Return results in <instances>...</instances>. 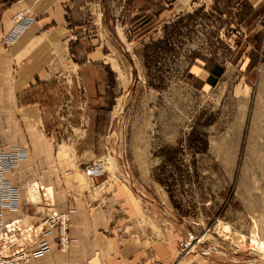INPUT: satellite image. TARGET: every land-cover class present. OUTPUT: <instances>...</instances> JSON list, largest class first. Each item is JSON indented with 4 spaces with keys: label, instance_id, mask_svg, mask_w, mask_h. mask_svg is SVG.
Masks as SVG:
<instances>
[{
    "label": "rangeland",
    "instance_id": "rangeland-1",
    "mask_svg": "<svg viewBox=\"0 0 264 264\" xmlns=\"http://www.w3.org/2000/svg\"><path fill=\"white\" fill-rule=\"evenodd\" d=\"M122 1L107 4L119 8L123 40L111 38L120 84L108 106L107 169L121 155L135 196L153 198L170 219L157 206L146 211L192 241L173 264L205 249L221 250L222 264H264V248L250 247L264 242V2L154 0L156 11L143 14L140 0Z\"/></svg>",
    "mask_w": 264,
    "mask_h": 264
},
{
    "label": "crops",
    "instance_id": "crops-1",
    "mask_svg": "<svg viewBox=\"0 0 264 264\" xmlns=\"http://www.w3.org/2000/svg\"><path fill=\"white\" fill-rule=\"evenodd\" d=\"M246 1L254 6L264 2ZM107 4L0 0V152L15 146L28 151L27 159L7 175L21 190V208L4 209L5 219L21 220L15 248H33L52 211H69L73 239L67 251H60L54 230L47 236L54 250L27 264H173L185 238L174 221L146 211L157 206L170 219L153 198L142 193L147 205L135 196L121 155L115 172L89 177L84 171L88 163L115 157L107 134L113 118L108 106L119 95L120 82L117 73L111 74V38L123 40L116 23L119 8ZM137 4L143 14L158 7L154 0ZM75 66L84 74L86 102L73 104L60 120L53 112L63 93L54 74ZM212 73L209 69L207 78ZM145 214L150 224L143 222ZM204 252L178 263L222 264L216 259L221 254Z\"/></svg>",
    "mask_w": 264,
    "mask_h": 264
},
{
    "label": "built area",
    "instance_id": "built-area-1",
    "mask_svg": "<svg viewBox=\"0 0 264 264\" xmlns=\"http://www.w3.org/2000/svg\"><path fill=\"white\" fill-rule=\"evenodd\" d=\"M73 69V71L69 70L68 73L64 71L56 73L54 76L59 85L63 88L66 86L62 101L53 112V116L58 117L60 120L65 119V112L73 108L76 100H78L80 105L86 102L87 90L84 86L83 73L80 67ZM53 116L50 115V118L53 119ZM27 157V149L20 146L0 152V264H27L33 259L51 253L54 248L47 236L54 230H57L58 249L60 251H67L73 242L68 230L70 212L52 211L45 221L46 229L43 232V236L36 241L35 246L33 248L25 246L15 248L20 241L21 220H6L4 209L16 211L21 208V190L11 182L7 175L14 173ZM84 171L89 177L103 176L106 172V163L98 159L88 163L84 167ZM191 248V241L185 240L182 244V251Z\"/></svg>",
    "mask_w": 264,
    "mask_h": 264
},
{
    "label": "bare ground",
    "instance_id": "bare-ground-1",
    "mask_svg": "<svg viewBox=\"0 0 264 264\" xmlns=\"http://www.w3.org/2000/svg\"><path fill=\"white\" fill-rule=\"evenodd\" d=\"M99 160H101V161H103L104 163H106V170H107V159L106 158H102V159H99ZM16 220H20V219H16ZM13 221V220H12ZM253 238V237H252ZM191 245H193L192 244V241H191ZM250 247H252L253 249L255 248H258V249H260V251H261V249H263L264 248V242L263 243H261V242H258L256 239H252V240H250ZM252 249V250H253ZM261 252H264V251H261Z\"/></svg>",
    "mask_w": 264,
    "mask_h": 264
},
{
    "label": "trees",
    "instance_id": "trees-1",
    "mask_svg": "<svg viewBox=\"0 0 264 264\" xmlns=\"http://www.w3.org/2000/svg\"><path fill=\"white\" fill-rule=\"evenodd\" d=\"M223 72V68L222 67H217L213 73L209 76L208 81L211 82L212 84L216 83V80L213 81V79H217L218 76H220Z\"/></svg>",
    "mask_w": 264,
    "mask_h": 264
},
{
    "label": "water",
    "instance_id": "water-1",
    "mask_svg": "<svg viewBox=\"0 0 264 264\" xmlns=\"http://www.w3.org/2000/svg\"><path fill=\"white\" fill-rule=\"evenodd\" d=\"M210 251H214V252H217V253H219L221 255H224V253L221 250H218V249H214V250L210 249Z\"/></svg>",
    "mask_w": 264,
    "mask_h": 264
}]
</instances>
